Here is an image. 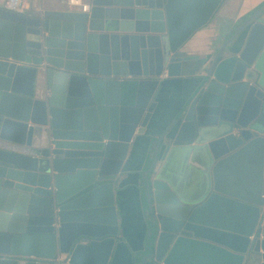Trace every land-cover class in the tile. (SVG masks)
<instances>
[{"label": "water", "instance_id": "obj_1", "mask_svg": "<svg viewBox=\"0 0 264 264\" xmlns=\"http://www.w3.org/2000/svg\"><path fill=\"white\" fill-rule=\"evenodd\" d=\"M88 1L0 7V264H81L102 245L109 256L114 238H95L115 234L129 145L225 0ZM192 77L138 174L135 263L264 264V1Z\"/></svg>", "mask_w": 264, "mask_h": 264}, {"label": "crops", "instance_id": "obj_2", "mask_svg": "<svg viewBox=\"0 0 264 264\" xmlns=\"http://www.w3.org/2000/svg\"><path fill=\"white\" fill-rule=\"evenodd\" d=\"M5 0H0L4 8ZM89 3L88 0H85ZM264 0H225L223 6L213 16L211 21L200 28L183 46L187 55L197 56V59L187 63L182 75L178 78H164L155 96L156 107L152 119L144 135L134 136L129 145L127 157L123 164L121 182L114 192L116 209L115 234L95 238L97 241L114 238L107 255V245L94 249L88 255L81 257V264H136L135 259L142 249L147 227L141 208L138 186V174L146 157L150 137L160 134L169 124L187 97L193 91L197 72L202 67L203 58L210 49L218 44L229 32L234 23ZM66 8L65 0H21V13L34 14L38 9ZM244 167V165H243Z\"/></svg>", "mask_w": 264, "mask_h": 264}, {"label": "built area", "instance_id": "obj_3", "mask_svg": "<svg viewBox=\"0 0 264 264\" xmlns=\"http://www.w3.org/2000/svg\"><path fill=\"white\" fill-rule=\"evenodd\" d=\"M65 2L70 8H75L82 12H87L89 10V4L85 0H65ZM3 6L7 10L20 12L21 0H5ZM262 135L264 136V132Z\"/></svg>", "mask_w": 264, "mask_h": 264}]
</instances>
